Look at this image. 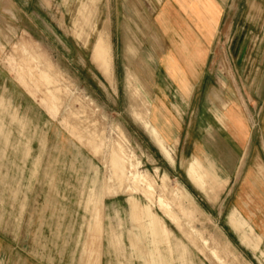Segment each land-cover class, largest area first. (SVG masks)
<instances>
[{"label": "rangeland", "instance_id": "1", "mask_svg": "<svg viewBox=\"0 0 264 264\" xmlns=\"http://www.w3.org/2000/svg\"><path fill=\"white\" fill-rule=\"evenodd\" d=\"M159 1L0 0V264H264L254 225L255 249L230 223L226 170L193 156L200 138L188 128L180 143L164 142L148 119ZM246 3L226 0L229 22ZM262 28L254 40H263ZM257 56L243 65L254 129L263 105L252 87ZM212 94L194 97L190 119L208 105L221 110ZM112 147L126 168L110 163ZM129 195L152 201L170 245L131 221ZM93 210L101 231L91 243Z\"/></svg>", "mask_w": 264, "mask_h": 264}, {"label": "crops", "instance_id": "2", "mask_svg": "<svg viewBox=\"0 0 264 264\" xmlns=\"http://www.w3.org/2000/svg\"><path fill=\"white\" fill-rule=\"evenodd\" d=\"M246 1L236 9L241 13L233 22L228 21L226 0H161L156 4L152 21L156 39L149 46L158 49V70L149 86L148 119L164 142L180 143L182 127L184 132L188 128L189 135L200 138L193 156L226 170L227 178L233 182L230 223L241 242L255 249L260 237L251 225L264 241V38L254 40L253 36L264 28V0ZM220 43H224L223 52ZM255 52L259 68L252 87L255 95L263 98L256 129L250 122L252 110L245 98L249 85L244 82L243 69ZM212 85L220 94L209 92ZM208 93L215 95L221 110L208 105L199 114L195 110L190 119L194 97ZM95 196L101 202L104 193L100 189ZM127 204L129 218L143 221L153 243L170 245L172 232L152 211V201L142 205L129 195ZM163 213L181 229L169 214ZM92 230L90 240L94 243L101 231L95 210L89 222V231ZM134 236L129 235L132 245ZM108 241L110 245L118 242L117 234L110 231ZM92 251L89 248L88 252Z\"/></svg>", "mask_w": 264, "mask_h": 264}, {"label": "bare ground", "instance_id": "3", "mask_svg": "<svg viewBox=\"0 0 264 264\" xmlns=\"http://www.w3.org/2000/svg\"><path fill=\"white\" fill-rule=\"evenodd\" d=\"M44 75H46V74H44ZM42 87V86H41ZM43 90V89H42ZM46 90V89H45ZM49 90V89H48ZM58 99H56V101H57ZM45 102V101H44ZM53 102V101H52ZM51 102V103H52ZM46 106V108L48 109V111L51 113V115H55V113H56V107L53 105H51L52 107H50V106H48V105H45ZM89 110V109H88ZM80 111V110H79ZM83 111V110H82ZM90 111V110H89ZM58 112V111H57ZM80 114V113H79ZM85 118L87 117V116H84ZM78 118V117H77ZM89 118V117H88ZM65 121H66V119H65ZM84 121H86V119L84 120ZM86 122H88V121H86ZM92 122V121H91ZM97 123V122H96ZM76 124V123H75ZM79 124H80V122H79ZM87 124V123H86ZM92 124H94V122L92 123ZM91 124V125H92ZM68 125V124H67ZM95 125H97V124H95ZM94 125V126H95ZM77 126V125H76ZM68 128H70V127H68ZM78 128V127H77ZM91 128V127H90ZM72 129V128H71ZM71 129H68L69 131L71 130ZM80 129H81V126H80ZM96 129V128H95ZM67 130V131H68ZM92 130V129H91ZM68 131V132H69ZM71 132V131H70ZM92 132V131H91ZM78 133V132H77ZM90 134H92V133H90ZM97 134H99V133H97ZM97 134L94 136V137H96L97 136ZM71 135V134H70ZM79 135V134H78ZM98 136H100V135H98ZM98 136H97V139H98ZM81 137V136H80ZM80 137H78L77 136V138H80ZM92 137V136H91ZM93 137V138H94ZM76 138V137H75ZM74 138V139H75ZM101 139V138H100ZM86 140H88V139H86ZM93 140V139H92ZM97 141V140H96ZM99 141V140H98ZM101 141V140H100ZM93 143V142H92ZM91 143V144H92ZM95 143V142H94ZM99 144V143H98ZM81 145H83V144H81ZM84 145H87V144H84ZM88 145H90V144H88ZM94 145V144H93ZM97 145V144H96ZM102 146V145H101ZM109 146V145H108ZM99 147V146H98ZM102 148V147H101ZM90 149V148H89ZM106 149V148H105ZM108 149V148H107ZM106 149V150H107ZM98 150H99V148H98ZM97 150V151H98ZM92 151V150H91ZM96 151V152H97ZM100 151V150H99ZM93 153V152H92ZM98 153V152H97ZM95 155V154H94ZM97 155V154H96ZM110 157L109 158H113L112 160H109V161H111L110 163H113V165H117V166H119V167H117V168H119V170H120V167H122L121 169H124V168H126V164H125V162L124 163H121V160H125V159H120V157H121V155H120V153H119V150H118V148L117 147H112V148H110V155H109ZM128 166V165H127ZM112 167V166H111ZM116 168V167H115ZM125 171V170H124ZM116 172V171H115ZM117 172H118V170H117ZM109 194V193H108ZM163 201H164V198H162V197H160V203L163 205Z\"/></svg>", "mask_w": 264, "mask_h": 264}]
</instances>
